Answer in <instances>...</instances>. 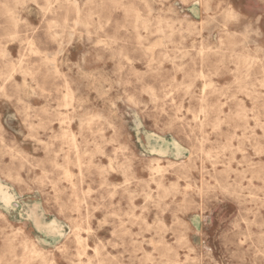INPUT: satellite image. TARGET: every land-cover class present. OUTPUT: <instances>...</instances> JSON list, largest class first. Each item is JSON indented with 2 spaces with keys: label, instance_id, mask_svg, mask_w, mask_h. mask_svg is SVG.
Here are the masks:
<instances>
[{
  "label": "rangeland",
  "instance_id": "1",
  "mask_svg": "<svg viewBox=\"0 0 264 264\" xmlns=\"http://www.w3.org/2000/svg\"><path fill=\"white\" fill-rule=\"evenodd\" d=\"M0 264H264V0H0Z\"/></svg>",
  "mask_w": 264,
  "mask_h": 264
},
{
  "label": "bare ground",
  "instance_id": "2",
  "mask_svg": "<svg viewBox=\"0 0 264 264\" xmlns=\"http://www.w3.org/2000/svg\"><path fill=\"white\" fill-rule=\"evenodd\" d=\"M76 2V1H75ZM200 50V49H199ZM59 53H61V52H59ZM50 57V56H49ZM50 58H52V57H50ZM55 68V67H54ZM56 70V69H55ZM41 140V139H40ZM67 173V172H66ZM69 211V210H68ZM61 213V212H60ZM4 214V213H3ZM76 219V218H75ZM196 219V218H195ZM196 223V222H195ZM193 224V223H192ZM195 225V224H194ZM194 227V226H193ZM162 258V257H161ZM173 262V261H172Z\"/></svg>",
  "mask_w": 264,
  "mask_h": 264
}]
</instances>
